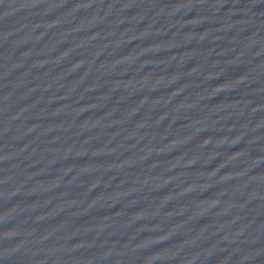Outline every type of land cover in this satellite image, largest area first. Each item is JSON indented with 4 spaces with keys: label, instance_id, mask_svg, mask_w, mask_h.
I'll use <instances>...</instances> for the list:
<instances>
[{
    "label": "water",
    "instance_id": "95a60500",
    "mask_svg": "<svg viewBox=\"0 0 264 264\" xmlns=\"http://www.w3.org/2000/svg\"><path fill=\"white\" fill-rule=\"evenodd\" d=\"M0 264H264V0H0Z\"/></svg>",
    "mask_w": 264,
    "mask_h": 264
}]
</instances>
